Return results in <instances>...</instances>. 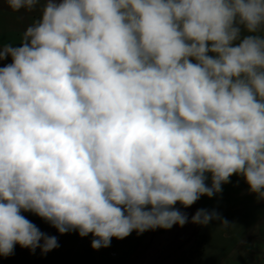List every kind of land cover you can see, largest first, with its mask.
Segmentation results:
<instances>
[{
    "label": "clouds",
    "instance_id": "clouds-1",
    "mask_svg": "<svg viewBox=\"0 0 264 264\" xmlns=\"http://www.w3.org/2000/svg\"><path fill=\"white\" fill-rule=\"evenodd\" d=\"M0 256L183 227L236 175L264 201V0H4ZM230 223L198 209L191 223Z\"/></svg>",
    "mask_w": 264,
    "mask_h": 264
},
{
    "label": "rangeland",
    "instance_id": "rangeland-1",
    "mask_svg": "<svg viewBox=\"0 0 264 264\" xmlns=\"http://www.w3.org/2000/svg\"><path fill=\"white\" fill-rule=\"evenodd\" d=\"M230 179V183L222 186V193L212 198L202 196L188 208H183L178 203L175 207L187 214L189 222L180 227V231H174L177 226L174 225L165 230V235L169 241L174 236L176 241L183 239L182 242L170 254L162 249L161 254L159 253L161 263L153 257L143 264H166L164 260L167 259L171 264H219L222 259L229 260L228 256L234 252L235 247H240L245 242L250 245L244 251L236 253V264H246V253L256 256L255 264H264V201L258 202L255 194L248 193V186L242 178L233 175ZM201 208L209 211L215 209L230 225L221 227L219 221H212L206 227L191 223V217ZM24 215L41 231L57 236L59 247L42 254L39 248L32 253L29 249L16 245L13 255L0 256V264H125L133 256L141 257V246L149 231H152L139 235L133 231L122 240L112 238L111 245L107 248L94 250L91 247V234L83 238L76 232L60 235L41 218L31 213ZM111 253H115V256ZM141 261L142 258L135 264Z\"/></svg>",
    "mask_w": 264,
    "mask_h": 264
},
{
    "label": "crops",
    "instance_id": "crops-1",
    "mask_svg": "<svg viewBox=\"0 0 264 264\" xmlns=\"http://www.w3.org/2000/svg\"><path fill=\"white\" fill-rule=\"evenodd\" d=\"M38 14H39L38 12L27 13L23 10H21L20 12H12L4 3V0H0V42L3 43L11 42L13 44H16V46H19L24 29L32 22L34 18L38 16ZM7 63H11L10 57L5 61L0 62V67L4 66ZM174 231H180V226L178 225L175 226ZM170 238L171 241H169L170 239H168V236L165 235V229L158 228L156 230L149 231V235L146 236V240L141 246V253H140L141 257L133 256L129 260H127L125 264H135L141 258L143 259L144 257L150 255V253L156 250L162 242L165 243L162 249H165L167 251L166 254H170L169 252H171L173 249H177L178 244L180 245V243L183 240V239H179L178 241H176L174 236ZM247 245H250L249 242H245L240 247L238 246L235 247L236 249L234 250V252L230 253L228 256L230 257V259L229 260L222 259L219 264H236L238 260V257H235L236 253L239 250L244 251V249H247L248 247ZM158 254L153 257H155L154 260H158L161 263V258H159L161 253L159 255ZM246 255H247V257H245L246 264H255L257 259L256 256L255 257L253 255L250 256V253H246ZM164 263L171 264L169 259L164 260Z\"/></svg>",
    "mask_w": 264,
    "mask_h": 264
},
{
    "label": "water",
    "instance_id": "water-1",
    "mask_svg": "<svg viewBox=\"0 0 264 264\" xmlns=\"http://www.w3.org/2000/svg\"><path fill=\"white\" fill-rule=\"evenodd\" d=\"M164 244H165V243L162 242V243L158 246V248H157L156 250H154L150 255L144 257V258L142 259V261L139 262L138 264H143V262H145V261L148 260L149 258H152L153 256L157 255V254L160 252V250H162Z\"/></svg>",
    "mask_w": 264,
    "mask_h": 264
},
{
    "label": "built area",
    "instance_id": "built-area-1",
    "mask_svg": "<svg viewBox=\"0 0 264 264\" xmlns=\"http://www.w3.org/2000/svg\"><path fill=\"white\" fill-rule=\"evenodd\" d=\"M111 255L115 256V253H111Z\"/></svg>",
    "mask_w": 264,
    "mask_h": 264
}]
</instances>
